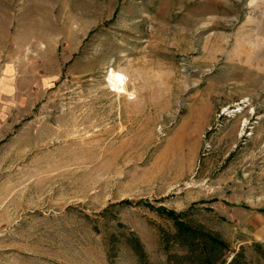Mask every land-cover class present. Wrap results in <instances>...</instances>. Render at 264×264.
I'll return each instance as SVG.
<instances>
[{
  "label": "rangeland",
  "instance_id": "1",
  "mask_svg": "<svg viewBox=\"0 0 264 264\" xmlns=\"http://www.w3.org/2000/svg\"><path fill=\"white\" fill-rule=\"evenodd\" d=\"M171 213L264 264V0H0V264H185Z\"/></svg>",
  "mask_w": 264,
  "mask_h": 264
},
{
  "label": "trees",
  "instance_id": "2",
  "mask_svg": "<svg viewBox=\"0 0 264 264\" xmlns=\"http://www.w3.org/2000/svg\"><path fill=\"white\" fill-rule=\"evenodd\" d=\"M181 215L172 214V218L175 237L184 249V254L180 258L185 264H240L237 261L239 253L231 256L228 261L222 259V250L227 245L218 237L201 230L199 226L179 221ZM132 249L138 255L141 254V247L137 241L132 244Z\"/></svg>",
  "mask_w": 264,
  "mask_h": 264
}]
</instances>
